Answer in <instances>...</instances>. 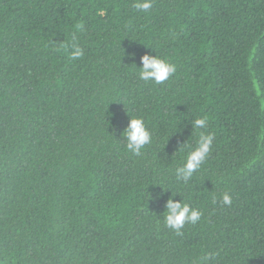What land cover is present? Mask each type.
Instances as JSON below:
<instances>
[{"label":"trees","instance_id":"16d2710c","mask_svg":"<svg viewBox=\"0 0 264 264\" xmlns=\"http://www.w3.org/2000/svg\"><path fill=\"white\" fill-rule=\"evenodd\" d=\"M135 2L0 0V264H264V0ZM171 195L201 213L179 235Z\"/></svg>","mask_w":264,"mask_h":264},{"label":"clouds","instance_id":"9594fccd","mask_svg":"<svg viewBox=\"0 0 264 264\" xmlns=\"http://www.w3.org/2000/svg\"><path fill=\"white\" fill-rule=\"evenodd\" d=\"M133 7L138 11L147 12L151 7V0H136ZM82 27V25L78 26ZM83 55V50L76 44L72 45L71 58L78 59ZM134 57L135 53H129ZM141 66H139V78L144 81H154L156 84L163 83L170 75L176 72V66L157 55L145 53L140 58ZM207 117L197 118L191 122V126L195 129L204 127ZM123 135L127 141V149L135 155H139L141 150L150 143L151 134L145 126L143 120L139 117L130 118L127 126L123 129ZM213 137L211 134H201L198 146L190 151L186 162L183 166L176 169L178 179L187 182L194 172L201 167L202 162L206 159L212 144ZM170 196L165 205L164 223L165 225L176 231L179 235L185 222L196 223L201 213L195 208H191L187 203H182L181 199H174ZM223 203L230 204L231 198L228 194L223 196ZM207 258V257H206Z\"/></svg>","mask_w":264,"mask_h":264}]
</instances>
